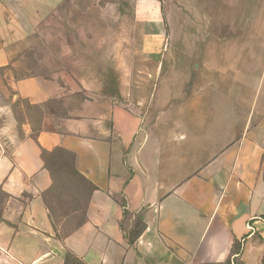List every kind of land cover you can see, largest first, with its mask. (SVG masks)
I'll use <instances>...</instances> for the list:
<instances>
[{
    "label": "crops",
    "instance_id": "crops-1",
    "mask_svg": "<svg viewBox=\"0 0 264 264\" xmlns=\"http://www.w3.org/2000/svg\"><path fill=\"white\" fill-rule=\"evenodd\" d=\"M56 1L0 0V68L23 31L11 5L40 19ZM166 20L178 75L129 105L16 80L43 109L21 138L0 92V264H264V0H177Z\"/></svg>",
    "mask_w": 264,
    "mask_h": 264
},
{
    "label": "rangeland",
    "instance_id": "rangeland-1",
    "mask_svg": "<svg viewBox=\"0 0 264 264\" xmlns=\"http://www.w3.org/2000/svg\"><path fill=\"white\" fill-rule=\"evenodd\" d=\"M171 4L177 0H57L49 8L35 5L42 13L40 19L21 17L31 10L29 5L12 4L23 31L9 46V65L0 68V77L10 79L0 83V92H5L4 104L16 121L18 136L22 138L20 126L27 117L40 128L43 109L14 99L13 81L58 80L67 92L74 91L68 101L75 106L101 97L129 105L131 91L144 97L154 78L178 75L168 61L180 59L181 54L165 51L171 43L166 20ZM64 103L65 99L49 105L58 113ZM4 200L0 193V211ZM53 214L57 219L63 213L54 210Z\"/></svg>",
    "mask_w": 264,
    "mask_h": 264
},
{
    "label": "trees",
    "instance_id": "trees-1",
    "mask_svg": "<svg viewBox=\"0 0 264 264\" xmlns=\"http://www.w3.org/2000/svg\"><path fill=\"white\" fill-rule=\"evenodd\" d=\"M26 78H28V77H26ZM44 155L46 157L47 154L44 153ZM72 172H73V174H77L75 170H72ZM49 211L51 212V215L54 218V214H53L54 208H53V206L49 205ZM64 214H66V213L64 212L62 215H64ZM128 219H130V214L125 211L123 213V221H122L121 227H122L123 231L127 234V239H128L129 244H132L133 241L135 239H137L139 234L144 229V225H143V223H142V221L140 219H136L135 222H134L133 228L127 229V227H126L127 222L126 221ZM127 226H128V224H127ZM234 264H236L235 261H234ZM237 264H240V263H237Z\"/></svg>",
    "mask_w": 264,
    "mask_h": 264
},
{
    "label": "built area",
    "instance_id": "built-area-1",
    "mask_svg": "<svg viewBox=\"0 0 264 264\" xmlns=\"http://www.w3.org/2000/svg\"><path fill=\"white\" fill-rule=\"evenodd\" d=\"M248 230H249V232H252L253 231V228H252L251 225L248 226Z\"/></svg>",
    "mask_w": 264,
    "mask_h": 264
}]
</instances>
